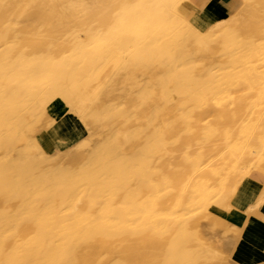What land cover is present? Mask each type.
Returning a JSON list of instances; mask_svg holds the SVG:
<instances>
[{
  "label": "bare ground",
  "instance_id": "bare-ground-1",
  "mask_svg": "<svg viewBox=\"0 0 264 264\" xmlns=\"http://www.w3.org/2000/svg\"><path fill=\"white\" fill-rule=\"evenodd\" d=\"M242 1L0 0V264H235L264 202V0ZM46 89L87 140H33Z\"/></svg>",
  "mask_w": 264,
  "mask_h": 264
},
{
  "label": "rangeland",
  "instance_id": "rangeland-1",
  "mask_svg": "<svg viewBox=\"0 0 264 264\" xmlns=\"http://www.w3.org/2000/svg\"><path fill=\"white\" fill-rule=\"evenodd\" d=\"M162 1L165 2L166 4H168V6L170 4H176V2H177V0H162ZM179 1H182V0H179ZM193 1L194 2L190 3L192 7H193V5H196L198 3L197 0H193ZM242 3H243L242 0H235V7L232 11H234L238 7V5L239 6L242 5ZM153 12L154 11H152V10L149 11V9H148V11L146 10V12L142 11L143 14L141 16L143 17V26L148 31H150L151 33L156 35L158 30H159V27H160V21H159V19H157V17H154L155 14ZM133 25L134 24L131 22L130 27H132ZM129 48H130L129 52L134 53L137 50L135 47H133L131 45ZM88 49L91 52L90 55L88 56V58H91L92 55L94 56V54H96V55H98L97 58H99L101 60L100 62H102V61L104 62V64H102L101 67H96V69L94 70L95 78L97 80H100L102 78V74H103L104 69L106 68V66L108 67L110 64L109 61H107L105 58H103V55L105 54V52H104L105 49L101 48V47L98 48V47H96V45H91ZM96 52H98V54ZM119 54H120V52H119ZM85 71H87V69ZM83 74H84V72H82V75ZM32 106H34V109L32 111H30V114L32 115L31 116L32 122L35 126V132H33L34 133L33 140H34L36 138L39 130L46 132V131H48V129H50L52 126L55 125L52 121L48 120V115L51 112H53L54 108L56 106H58V108H60V109H62V108L65 109L66 107L48 89L44 90L40 94L39 97H36L34 99ZM63 113H65V115H66V117L64 119L67 120V122L62 123V125H61L60 134H61L62 138H66V135H67L68 138H71L72 144H79L82 141L87 140L89 137V131L82 124L78 123L77 113L76 112H63ZM103 117H104V114H101L100 118H103ZM30 123H31V121H28L26 123H22L21 125L23 126L24 130L29 131V129L32 126ZM10 127L11 126L8 125V128H10ZM7 150L11 154H13L14 157H16L17 153L22 158H24V157H35L37 155L36 152H33L30 149H28V146L24 142V139H21L18 143L8 145ZM251 180H253V177ZM245 191H246V189L241 188V191L237 194V197H239V198L246 197L245 194H247V193ZM248 192H250V191H248Z\"/></svg>",
  "mask_w": 264,
  "mask_h": 264
},
{
  "label": "crops",
  "instance_id": "crops-1",
  "mask_svg": "<svg viewBox=\"0 0 264 264\" xmlns=\"http://www.w3.org/2000/svg\"><path fill=\"white\" fill-rule=\"evenodd\" d=\"M200 1L202 0H197V2ZM206 3L202 10L206 17L210 13L216 14L211 11V7L216 12L223 10L226 16L235 7V0H206ZM57 109L58 106L48 115V120L53 123L64 121L66 117L65 113H61ZM231 259L235 264H264V202L248 217L242 233L234 245Z\"/></svg>",
  "mask_w": 264,
  "mask_h": 264
}]
</instances>
